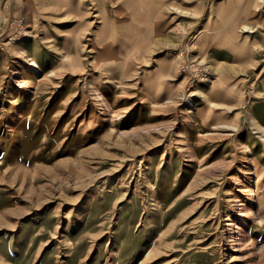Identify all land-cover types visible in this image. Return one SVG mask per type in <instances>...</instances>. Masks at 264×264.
<instances>
[{
  "label": "rangeland",
  "instance_id": "obj_1",
  "mask_svg": "<svg viewBox=\"0 0 264 264\" xmlns=\"http://www.w3.org/2000/svg\"><path fill=\"white\" fill-rule=\"evenodd\" d=\"M218 1L167 0L131 75L68 66L0 0V264H264V0L232 39Z\"/></svg>",
  "mask_w": 264,
  "mask_h": 264
},
{
  "label": "crops",
  "instance_id": "obj_2",
  "mask_svg": "<svg viewBox=\"0 0 264 264\" xmlns=\"http://www.w3.org/2000/svg\"><path fill=\"white\" fill-rule=\"evenodd\" d=\"M166 1L24 0V5L27 23L32 26L34 20L39 19L42 36H48L50 46L62 47L68 56V66L82 69L85 64L89 69L98 66L101 69L116 65L132 75L133 68L151 63L147 59L150 47L167 43V21L161 11ZM257 9V0H219L215 8L218 29L228 28L230 38H234L243 23L255 20ZM245 50L247 54L239 56L229 47L218 49L221 55L228 57L225 63L239 68L253 64L252 49ZM157 62L152 63L148 74L158 72ZM161 72L159 70L160 79L162 77L159 82L164 87L157 81L145 80L142 74L138 80L144 87L156 85L155 98H162L164 92L165 98L173 87L171 66H165Z\"/></svg>",
  "mask_w": 264,
  "mask_h": 264
},
{
  "label": "built area",
  "instance_id": "obj_3",
  "mask_svg": "<svg viewBox=\"0 0 264 264\" xmlns=\"http://www.w3.org/2000/svg\"><path fill=\"white\" fill-rule=\"evenodd\" d=\"M22 23H23V19L22 18H19V19H17V20L14 21V24H15L16 27L21 26ZM176 56H178V58H181L182 53H178ZM260 72L264 74V57L262 59V64H261Z\"/></svg>",
  "mask_w": 264,
  "mask_h": 264
},
{
  "label": "bare ground",
  "instance_id": "obj_4",
  "mask_svg": "<svg viewBox=\"0 0 264 264\" xmlns=\"http://www.w3.org/2000/svg\"><path fill=\"white\" fill-rule=\"evenodd\" d=\"M31 64H33V62L31 63ZM35 65V64H34ZM191 94H189L188 96H190ZM192 96V95H191Z\"/></svg>",
  "mask_w": 264,
  "mask_h": 264
}]
</instances>
